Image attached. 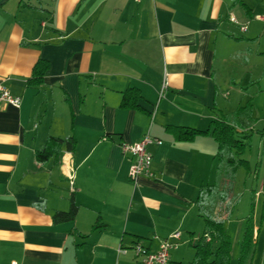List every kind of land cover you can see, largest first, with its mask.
Wrapping results in <instances>:
<instances>
[{"label":"crops","instance_id":"crops-1","mask_svg":"<svg viewBox=\"0 0 264 264\" xmlns=\"http://www.w3.org/2000/svg\"><path fill=\"white\" fill-rule=\"evenodd\" d=\"M241 1L0 5V79L20 97L18 107L0 109V264H137L135 242L154 250L173 231L180 233L173 264L192 261L189 241L196 243L204 228L195 200L217 180V143L210 134L177 140L166 127L203 130L217 114L248 103L249 117L245 112L235 127L246 144L239 157L248 162L243 156L256 140L252 175L264 167V0ZM38 58L48 69L40 84L27 85ZM128 87L140 91L138 108L120 106ZM144 134L155 139L147 145L154 176L132 181L120 142ZM70 135L74 150H64L57 164L35 159L46 137ZM236 173L227 199L211 211L231 237L229 264L245 217L233 215ZM72 191L74 220L54 224L52 214L68 209ZM262 196L264 180L254 191L255 241ZM97 220L104 225L91 231ZM251 264H264V242H255Z\"/></svg>","mask_w":264,"mask_h":264},{"label":"trees","instance_id":"trees-1","mask_svg":"<svg viewBox=\"0 0 264 264\" xmlns=\"http://www.w3.org/2000/svg\"><path fill=\"white\" fill-rule=\"evenodd\" d=\"M232 4L244 3L241 0H232ZM248 12V8L246 7ZM48 69V62L38 58L32 66L31 75L27 78V85H38L43 81V76ZM141 96L136 87H128L122 92L120 106L123 108H138L137 100ZM249 104L240 106L230 114H217L212 119L208 127L200 130L182 126H167L166 129L173 133L175 139L181 141H191L197 135L210 134L217 143L216 157L217 180L213 184H207L200 188L196 198L199 215L204 222V228L196 243L189 241L194 250L192 261L187 264H229L231 256V237L227 233L224 220L212 215L211 211L216 201L227 199L232 188L234 174L238 167H247V161L239 155L244 151L246 144L237 137L235 127H242L237 119L245 112L249 117ZM76 144L75 137L70 135L66 138L48 136L42 146L34 152L38 162L46 163L51 157L55 164L58 163L64 150L73 151ZM226 179V180H225ZM69 206L65 211L57 210L52 214L54 224L74 220L78 204L72 191L69 195ZM254 201L251 199L248 214L243 219V227L238 242V253L236 264H251L255 251L254 223H253ZM100 221H96L91 231L103 226ZM87 237V234H81ZM216 242V246H214Z\"/></svg>","mask_w":264,"mask_h":264},{"label":"built area","instance_id":"built-area-1","mask_svg":"<svg viewBox=\"0 0 264 264\" xmlns=\"http://www.w3.org/2000/svg\"><path fill=\"white\" fill-rule=\"evenodd\" d=\"M264 24V14L261 16ZM232 21L236 19L231 16ZM264 26V25H263ZM247 24H241L240 30L245 31ZM6 105L18 107L20 105V97L13 95L5 87L0 79V109ZM155 141L148 134H144L140 139L133 142H120V147L123 153L130 155L131 161L128 169L129 178L132 181H136L139 176L153 177L154 173L151 169L152 154L147 149V145ZM67 178L70 186L73 185L74 171L69 169ZM179 231H173L168 236L160 238L158 246L154 250H150L147 246L140 242H135L131 249L135 255L137 264H173L170 251L178 244ZM121 250H124L121 248Z\"/></svg>","mask_w":264,"mask_h":264},{"label":"rangeland","instance_id":"rangeland-1","mask_svg":"<svg viewBox=\"0 0 264 264\" xmlns=\"http://www.w3.org/2000/svg\"><path fill=\"white\" fill-rule=\"evenodd\" d=\"M257 153L256 140L252 141L248 146L243 157L248 159L247 167L240 166L235 176V185L237 193V202L233 211V215L246 216L249 212L251 199H254V191L259 189L264 180V167H260L259 175H252L256 166L255 155ZM249 172V175L247 174ZM264 197H260L259 202L255 205V221L259 229V237L256 242H264ZM232 204V201L229 202ZM230 236V235H229ZM230 263V262H229ZM231 264H236L234 259Z\"/></svg>","mask_w":264,"mask_h":264},{"label":"water","instance_id":"water-1","mask_svg":"<svg viewBox=\"0 0 264 264\" xmlns=\"http://www.w3.org/2000/svg\"><path fill=\"white\" fill-rule=\"evenodd\" d=\"M6 0H0V5H2Z\"/></svg>","mask_w":264,"mask_h":264}]
</instances>
